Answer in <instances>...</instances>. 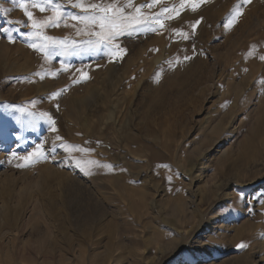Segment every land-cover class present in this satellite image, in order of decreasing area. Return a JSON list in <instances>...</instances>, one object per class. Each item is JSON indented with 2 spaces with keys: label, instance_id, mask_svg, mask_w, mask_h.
I'll list each match as a JSON object with an SVG mask.
<instances>
[{
  "label": "rangeland",
  "instance_id": "rangeland-1",
  "mask_svg": "<svg viewBox=\"0 0 264 264\" xmlns=\"http://www.w3.org/2000/svg\"><path fill=\"white\" fill-rule=\"evenodd\" d=\"M225 1L205 0L196 11L185 5L173 19L162 18L163 28L156 25V31L114 41L127 50L118 58L120 68L128 58L129 64L127 71L119 69L113 74L111 78L120 81L118 91L103 103L106 75L95 67H83L85 52L99 55L102 50L79 43L66 52L58 43L46 55L39 48L44 41L26 35L30 23L19 8L20 0H0V189L15 185L6 211L0 212V264H99L108 255L112 256L109 264H251L260 256L264 260V198L263 194L252 197L258 189H264V180L257 179L254 184L247 181L252 189L247 192L244 187L245 193H237V186H231L229 192L244 198L241 205L226 200L211 208L204 202H192L188 192L190 172L202 173L203 179L210 180L241 177L248 168L252 173L262 168L261 164L253 168L258 161L251 155L228 169L237 154L246 150L242 145L253 127H260L259 137L253 142L259 161L264 160V0L243 5L242 17L229 29L224 24L239 0ZM55 2L66 13L80 12L72 7L75 0ZM144 2L134 0L137 4ZM179 5L180 0H161L151 12H159L161 6ZM221 5H225V12L223 8L216 11ZM44 6L46 10L41 12L28 4L30 11L45 16L38 21L53 14L50 6ZM251 10L256 12L250 18L246 14ZM198 19L201 23L193 32L191 24ZM76 23L66 16L59 26L44 28L43 34L71 42L76 39L66 37L65 29H74ZM174 30L188 33L189 38L183 39ZM8 32L14 37L12 42ZM257 37L258 43L243 47ZM24 51L31 60L22 55ZM62 64L68 65L67 71ZM77 69L87 72L89 78L81 80ZM42 77L47 82L45 87L53 85L49 93L59 92L52 101L47 102L39 90ZM81 96H89V104L67 101ZM113 120L118 128L113 127ZM46 123L52 131L55 128L61 140L55 139L59 141L56 151L62 152L64 160L61 169L76 180L61 178L49 187L36 183L35 169L41 160L16 166L25 163L21 158L37 145L43 146L45 133L35 125ZM36 131L41 136L33 138ZM224 148L225 159L220 154ZM260 173L264 175V170ZM258 176L251 174L248 179ZM91 178L116 192L104 198V222L113 224V233L108 235L104 230L94 236L99 243L92 249L85 246L80 253L79 232L70 229L75 246L66 254L59 231L54 226L47 228L49 220L43 215L39 192L52 195L57 208L51 220L62 224L63 201H70L73 210L79 211L88 196L77 188V180L90 182ZM131 186L142 187L144 200L135 194L124 195V188ZM123 205L131 207L128 214L120 213ZM8 212L18 214V227L11 231L2 223ZM83 230L89 233L88 225ZM241 242L246 247L236 246Z\"/></svg>",
  "mask_w": 264,
  "mask_h": 264
},
{
  "label": "bare ground",
  "instance_id": "bare-ground-1",
  "mask_svg": "<svg viewBox=\"0 0 264 264\" xmlns=\"http://www.w3.org/2000/svg\"><path fill=\"white\" fill-rule=\"evenodd\" d=\"M225 1V0H224ZM231 1V0H229ZM232 2V1H231ZM224 3V2H223ZM226 3V1H225ZM260 4V3H259ZM258 5V4H257ZM225 6V5H224ZM223 5L220 6V8L216 11H222L226 9ZM256 6V5H255ZM253 7V5H252ZM258 7V6H257ZM255 8V7H254ZM230 9V8H229ZM243 11V10H242ZM225 12V10H224ZM255 12L256 10H251L249 11L246 16L247 17H252L255 16ZM229 13V12H228ZM34 14V18L36 20H41L43 18H45V16H39L37 15V12L33 13ZM225 14V13H224ZM218 16L221 15V12L217 14ZM224 16V15H223ZM222 16V17H223ZM221 17V18H222ZM242 17V16H241ZM220 18V17H219ZM246 18V17H245ZM243 18V20L245 19ZM248 19V18H247ZM247 19H245L244 21H248ZM242 20V21H243ZM70 21V20H69ZM218 22V21H217ZM258 22V21H256ZM30 23V22H29ZM249 23V22H248ZM251 23V22H250ZM258 26V25H257ZM68 27V26H67ZM79 27H82L81 25H79ZM25 28V27H24ZM240 28V27H239ZM250 28V27H249ZM165 29V28H164ZM67 31L65 33L66 37L69 36L70 38L72 37L73 39H76V41H83L86 40L87 37L85 38V36H77L76 32H75V28L74 29H70V30H66ZM250 32V31H249ZM242 33V32H241ZM241 36V35H240ZM236 38V37H235ZM238 39V38H237ZM259 37L254 38V42H250L247 41L246 43H244L243 47L245 49H248L247 46L251 45V44H255L258 43ZM19 41V40H18ZM1 36H0V43H1ZM237 42V41H236ZM81 44H84L81 42ZM239 44V43H238ZM20 49V48H19ZM235 49V48H234ZM85 51V50H84ZM83 51V52H84ZM82 52V54H83ZM22 55L27 58V60H31V56L27 54L26 51L22 52ZM84 56H86L85 58V64L83 67H95L96 70L99 71V73H104L106 75L107 78V83L108 85L105 87L104 92L102 93L103 95V103L106 101H110L112 99V97L116 94V92L118 91L119 88V82H116V80H114V78H111L113 76V74H115L119 69H122V71H127V67L129 64V58L126 59V62L124 64V66L122 68H120L121 66H119V59L117 58L115 60V62H113L112 58L110 56H107L104 54V52L102 51V54H95L94 52H92V54H88V52H85L83 54ZM238 56V55H237ZM259 57V56H258ZM40 58V57H39ZM12 59V58H11ZM16 59V58H15ZM41 59V58H40ZM39 59V60H40ZM44 59V57H43ZM20 60V59H19ZM24 60V59H23ZM34 60H37L34 59ZM258 60V59H257ZM43 61V60H41ZM249 61V60H248ZM14 63V62H13ZM28 63V62H27ZM33 63V62H32ZM35 63V62H34ZM46 63V62H44ZM49 63V62H48ZM72 63V62H71ZM82 63V62H81ZM202 64V63H201ZM253 64V63H252ZM14 65V64H13ZM18 65V64H17ZM37 65V64H36ZM45 65V64H44ZM255 65V64H253ZM15 66V65H14ZM42 66V65H41ZM40 66V67H41ZM48 66V65H47ZM256 66V65H255ZM35 67V66H34ZM37 67V66H36ZM251 67H253L251 65ZM39 68V67H38ZM44 68V67H43ZM24 69V68H23ZM30 66L26 68V72L30 71ZM25 70V69H24ZM34 70V68H33ZM32 72V71H31ZM129 75V74H128ZM29 76V75H28ZM32 77V76H31ZM29 77V78H31ZM43 79V80H42ZM42 79L40 80L38 86L39 90L42 91L45 100H47V102L52 101L53 98H57L52 96L53 92L49 91L51 90L53 85H49L46 86L44 84H47V82L44 80V78L42 77ZM103 81V82H106ZM249 81V80H248ZM100 83V82H99ZM106 83V84H107ZM52 84V83H51ZM57 85V84H56ZM32 89V88H31ZM33 90V89H32ZM35 90V88H34ZM88 92V91H87ZM86 92V93H87ZM94 94V93H93ZM118 94V93H117ZM23 96H27L28 94L26 93H22ZM91 95V94H90ZM89 95V96H90ZM89 96L82 98L83 96H81L80 98H72V99H67L68 102L71 103H82L84 101V103H87V100L90 101ZM23 98V97H22ZM92 98V96H91ZM98 98V97H97ZM65 100V99H64ZM102 100V99H101ZM96 102V101H95ZM102 103V102H101ZM89 104V103H87ZM95 104V103H94ZM260 117V115H259ZM115 123L113 124L114 128H118L116 125V120H113ZM258 122V120H257ZM106 124V122H105ZM38 129V131H43L45 134L42 137L41 140H43V146H42V150L45 151L46 154V159L45 158H40L39 160L42 161V163H40L38 165V169H35V171H37V179H36V183H43L45 184V186H52L54 183L58 184V180H60L61 178H64V180H66V178H69L70 180H76L75 178H73L72 176L68 175L65 170H62L61 168L63 167V162L64 160L62 159V152L59 153L58 151H56V145H58V142L61 141H56L55 139H57V133L51 130V125L46 123V124H37L35 125ZM204 126V125H203ZM258 126V125H257ZM260 126V125H259ZM259 128L260 127H253V129H251L252 131H250L249 134H251L249 137L247 136V138L244 139V144L242 145L243 147L245 146L246 150L240 151L237 154V158L235 159L234 162H232L230 164V168L231 169L234 165H238L240 163V161L243 160L245 161V159H247L249 156L253 157V160L258 161V163L256 162L255 166H253V168H257V165L259 166V164L262 165V168H257L256 171H253V173L250 171V169L252 168H248L246 169V174H243L241 177L238 175L235 178H218V179H203V175L202 173L200 174H194V172H190L188 176L189 177V182L188 183V192H189V196H191L192 202L196 203V202H204L207 203L208 205L211 206V208H217L215 207L216 204L219 205V203H221L222 201H230L232 203H234L235 205H241L243 202L242 198H239L238 196L234 195L233 193L229 192V189L231 188V186H237V188L235 189V191L237 193L239 192H243L245 193L244 187H246V191L250 192L251 191V187H249L248 185H246V182H248V184H254L257 179H261L264 180V175H261V171L264 170V160L260 159V157H258L259 152H257L258 149H256V147L254 146V140L256 138L257 141V137H259ZM252 132V133H251ZM38 134V135H36ZM261 134V132H260ZM40 137L41 135L39 134V132H35L34 134H32L33 138L36 137ZM127 138V137H126ZM259 139V138H258ZM133 140V139H132ZM124 141V140H123ZM126 141V140H125ZM128 141V140H127ZM198 142V141H197ZM196 142V143H197ZM126 143V142H125ZM125 145V144H123ZM121 149H122V145L120 144ZM120 149V150H121ZM128 150V149H127ZM225 151V148L223 150L220 151V154L222 155ZM122 152V151H121ZM128 152V151H127ZM133 153V151H131ZM137 152V150H136ZM227 153V152H226ZM109 154V153H108ZM203 154V153H202ZM65 155V154H64ZM113 155V154H112ZM110 155V156H112ZM122 155V154H121ZM109 156V157H110ZM120 156V155H119ZM136 156V155H135ZM223 159L224 158V154L222 155ZM15 157V156H14ZM114 157V156H112ZM12 158V157H10ZM153 158V157H152ZM14 159V158H13ZM105 159V158H104ZM107 159V158H106ZM141 159V158H140ZM222 159V160H223ZM142 160V159H141ZM144 160V159H143ZM197 160V158H196ZM70 161V159H69ZM81 161V160H80ZM111 161V160H110ZM112 162V161H111ZM146 162V160H145ZM224 162V160L222 161V163ZM55 163V164H52ZM71 163V162H70ZM253 164V163H252ZM98 167V166H97ZM250 167V166H249ZM72 170V169H71ZM103 170V169H102ZM225 171V170H224ZM23 172H27L26 169L23 170ZM69 172V171H68ZM110 172V171H109ZM113 172V171H112ZM111 173V172H110ZM109 173V174H110ZM245 173V172H244ZM186 174V173H185ZM236 174V173H235ZM248 174V175H247ZM255 175V174H259L260 176L254 178L252 177L251 179L249 178V175ZM115 175V174H114ZM136 175V174H134ZM74 176V175H73ZM95 176V175H94ZM102 176V175H101ZM203 176V177H202ZM235 176V175H234ZM257 176V175H256ZM106 177V176H105ZM220 177V176H219ZM90 178V177H89ZM83 179V178H82ZM29 180V179H26ZM92 181L90 182H81L77 180V188L84 192L87 196H88V200L87 201H83L85 203V206L81 205V208L79 211H77L75 208L73 210V205H69L70 201H63V212H64V222L62 224H56L54 222H52L51 219H53V217L55 218V214H56V208H57V203H53L52 201V195L47 194V192H44L42 190H40L39 192V196L42 200V209H43V215L47 217V219L49 220V223H47V228L49 229L51 226H54L60 233L61 235V246L62 248L65 250L66 254H70L71 250L74 248V243H73V239H72V235L70 233V229L73 230H77L78 233V238L79 241L77 243V247L80 251V253L84 250L85 246H87L88 248L92 249L95 245H97L99 243V241H97V239H93L94 236H98L100 235L104 230H106L108 232V235H110V233H113V224L111 222H104V219L106 217L107 214V205L104 203V198H107L109 196H111L115 190L111 187L110 190L109 188H107L104 184L98 182V180H96V178H91ZM102 180V179H101ZM100 181V180H99ZM103 181V180H102ZM101 181V182H102ZM104 183V182H103ZM107 183V182H106ZM115 183H113L114 185ZM14 185V184H13ZM110 185V184H109ZM29 186V185H28ZM115 186V185H114ZM17 187V186H16ZM119 187V186H116ZM141 187V186H139ZM139 187H134L131 186L129 188H124L125 191H123L124 195L127 193H131V194H135L137 196H139L140 198H144L146 197V193L145 191H143L142 189H140ZM20 188V187H19ZM142 188V187H141ZM251 188V189H250ZM12 189H15V185L10 187V188H6V189H0V212H5L6 208L8 206V203L12 200L13 198V193H11ZM26 189V188H25ZM145 189V188H144ZM249 189V191H248ZM30 189L28 188V191ZM118 190V189H116ZM122 190V189H121ZM234 190V189H233ZM258 193H254L252 197H254L256 194H263V198H264V189L260 188L258 189ZM15 191V190H14ZM114 191V192H113ZM31 192V191H30ZM21 193V192H20ZM116 193V192H115ZM122 193V194H123ZM12 194V195H11ZM236 194V193H235ZM250 194V193H249ZM248 196V195H247ZM15 197V196H14ZM114 197V196H113ZM24 198H26L24 196ZM255 198V197H254ZM252 198V199H254ZM108 199V198H107ZM111 199V198H110ZM262 199V198H261ZM260 199V200H261ZM24 200V199H23ZM146 200V199H145ZM264 200V199H263ZM107 201V200H106ZM105 201V202H106ZM221 201V202H220ZM141 202V201H140ZM260 202V201H259ZM23 203V202H22ZM153 203L154 200L151 199L150 204L153 207ZM262 204V202H260ZM190 204V203H189ZM197 204V203H196ZM259 204V205H261ZM25 205L28 206V197L25 201ZM249 205V204H248ZM258 205V204H257ZM139 206V205H138ZM193 206V205H192ZM226 206V205H225ZM26 207V206H25ZM194 207V206H193ZM10 208V207H9ZM135 208V207H134ZM210 208V207H209ZM86 209V210H85ZM121 214H128L130 209H126V206H121V208H119ZM141 209V207H140ZM244 209V208H243ZM248 209V208H247ZM246 209V210H247ZM217 210V209H216ZM213 213L214 215L210 218L211 220H213V217L216 214V211ZM245 210V209H244ZM85 211V212H84ZM140 211V210H139ZM82 212V213H81ZM84 212V213H83ZM243 212V211H242ZM23 214V213H22ZM212 214V213H211ZM63 215V214H62ZM261 215V214H260ZM76 219V220H74ZM91 219V221H90ZM196 219V218H195ZM209 219V220H210ZM252 220V219H251ZM90 221V222H89ZM247 221V220H246ZM18 214L16 212H8L5 215V219L2 220V223H6L8 225L9 230H13L15 228L18 227ZM252 223V222H251ZM194 224V223H193ZM223 224V223H222ZM249 224V223H248ZM259 224V223H258ZM257 224V225H258ZM88 225V229H89V233L85 230H83L85 228V226ZM253 225V224H252ZM251 225V226H252ZM194 226V225H193ZM209 226V225H208ZM248 226V225H247ZM242 227V226H241ZM222 228V227H221ZM238 228V227H237ZM244 228V227H243ZM191 229V228H190ZM224 229V228H223ZM244 230V229H243ZM239 231V230H238ZM237 231V232H238ZM254 235V234H253ZM207 237V236H206ZM209 237V234H208ZM109 238V236H108ZM90 241V243H87V241ZM205 242V241H204ZM207 244V243H206ZM31 252V251H30ZM29 254V253H28ZM263 257V256H262ZM69 258V257H68ZM92 260H94L95 255H93ZM110 258H112V256H109L104 260L101 261V263L99 264H109V260ZM109 262V263H108ZM251 263V262H250ZM181 264V263H180ZM210 264V263H209ZM251 264H264V260L261 258H258L254 261H252Z\"/></svg>",
  "mask_w": 264,
  "mask_h": 264
},
{
  "label": "snow or ice",
  "instance_id": "snow-or-ice-1",
  "mask_svg": "<svg viewBox=\"0 0 264 264\" xmlns=\"http://www.w3.org/2000/svg\"><path fill=\"white\" fill-rule=\"evenodd\" d=\"M31 2L32 7L38 8L41 12L45 11L44 5H48L52 8L53 14L44 21H38L34 18V14L29 10L28 4ZM205 2V0H180L179 8L161 6L159 12H151V9L161 4V0H145L144 3H134V0H124L123 3L120 0H75L72 4L74 9H79V13H66L62 6L56 3L55 0H20L19 8L23 10L24 15L30 22V31L26 35L31 39L33 37L42 39L44 43L39 45V48L44 50L46 55L48 49L56 44H60L67 52L71 47L77 46L81 41L72 40L71 42L65 38L62 41H57L55 38L49 37L43 34V29L49 26H59L60 22L65 19L66 16H70L76 24L72 27L75 28L77 36H85L86 40L82 43L88 45L90 48L96 50H102L105 55L110 56L115 62L117 58H122L123 54H126V49L119 47L118 44H114L120 37L131 36L140 32L156 31V25L163 28V20L173 19V14L179 15L185 5H191V9L196 11ZM251 0H239V3L233 8L232 14L224 24L225 29H229L236 22L237 18L242 15V7L245 4H249ZM148 9L149 11H145ZM163 18V20H162ZM201 23L198 19L191 24L193 32L197 26ZM81 25L82 27H78ZM6 31V30H5ZM179 33L183 39H188L189 34L181 30H174ZM14 37L11 32H8V40L12 42ZM33 48H37V44L30 45ZM190 59V57H185ZM264 60V56L261 57ZM63 70H68L67 64H62ZM80 72V79H88L87 72ZM55 75V73H53ZM79 80H73V83H78ZM62 91V90H61ZM59 92H53L52 96L58 95ZM55 131V128H53ZM59 140L60 138L57 137ZM78 147V146H70ZM81 151H91V149H80ZM15 155V154H13ZM47 158L45 151L42 150L41 145H37L36 148L29 152L27 156L21 158L25 163H18L17 167L28 166L33 160ZM96 163V162H92ZM79 166V162H77ZM110 167V166H109ZM238 248H244L246 245L241 242L236 245Z\"/></svg>",
  "mask_w": 264,
  "mask_h": 264
}]
</instances>
